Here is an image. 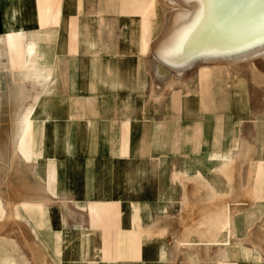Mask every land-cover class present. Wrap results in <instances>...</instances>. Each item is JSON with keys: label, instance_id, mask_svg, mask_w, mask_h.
<instances>
[{"label": "crops", "instance_id": "obj_1", "mask_svg": "<svg viewBox=\"0 0 264 264\" xmlns=\"http://www.w3.org/2000/svg\"><path fill=\"white\" fill-rule=\"evenodd\" d=\"M157 11L0 0V203L27 209L57 264H227L234 246L251 250L249 212L264 203L248 194L264 188L258 80L200 63L174 83L196 64L176 73L157 56ZM21 172L42 194L18 198Z\"/></svg>", "mask_w": 264, "mask_h": 264}, {"label": "bare ground", "instance_id": "obj_2", "mask_svg": "<svg viewBox=\"0 0 264 264\" xmlns=\"http://www.w3.org/2000/svg\"><path fill=\"white\" fill-rule=\"evenodd\" d=\"M166 2L172 8L154 50L176 73L197 63L234 68L264 56V0Z\"/></svg>", "mask_w": 264, "mask_h": 264}, {"label": "rangeland", "instance_id": "obj_3", "mask_svg": "<svg viewBox=\"0 0 264 264\" xmlns=\"http://www.w3.org/2000/svg\"><path fill=\"white\" fill-rule=\"evenodd\" d=\"M147 1L151 2L153 6L157 4L158 18L164 19V14L166 12L168 13L172 8V5H169L166 0H157V2L156 0ZM155 13L156 12H152L153 16L155 15ZM200 65V63L194 65L193 67L184 71L181 77H179L178 79L171 78V80H174V83L179 82L181 86L186 87L188 81H194L195 79H197ZM211 67L227 68L226 66ZM228 69L229 71L223 72L228 74L229 78L231 76L235 77L240 74H245L258 80V85L260 86V110L264 111V56H261L254 60L242 62L236 67ZM258 173L259 175L257 177H259L260 180L264 181V166L260 168ZM20 174V183L22 184L23 182L24 184L20 185L18 188H15V190L19 192L16 193L18 194V198L26 197L28 193L32 192L33 190L36 191V195L42 194L41 188L37 186L29 187L27 185V177L22 176V172ZM262 191L258 193V191L253 188L251 192L248 191V194L250 195L253 192V195L256 198L260 193H263L264 196V188H262ZM245 193L247 194V191H245ZM3 194L5 198H9L10 196L13 197L11 188L7 186L4 187ZM19 205L23 206V204ZM239 205L244 206L245 203ZM17 206L18 204H12L8 202L0 203V264H57L58 262L56 261L57 259L54 257L53 252L46 251L43 248L41 244V242L43 243V241L37 233V228L36 234H34L35 225L31 223V220L29 221V218L26 217L27 209L24 212L23 208L25 207H21V212L19 214L18 212H16ZM31 211L36 215L38 213L36 209H32ZM249 214L251 215V217L248 218L247 222L249 224V233L245 236L244 241L246 249L249 250L248 247H250L251 250H243L244 259L240 260V257H242V254L240 253V246H234L233 250H228L225 254L227 264H231V261H234L237 264H240V262L242 264H264V250L261 248L259 240V237H261L264 232L262 228L264 227V203L261 204L258 209L252 208ZM244 219L245 218H243V222L245 221ZM251 239H253L254 241H252ZM213 244L214 243H212L211 245ZM216 244L219 248V244ZM186 245H202L205 247V250L208 249V247L204 243L190 244L187 242ZM234 249L238 250L235 251ZM235 255H237L238 259H236ZM70 264L78 263L70 262Z\"/></svg>", "mask_w": 264, "mask_h": 264}]
</instances>
